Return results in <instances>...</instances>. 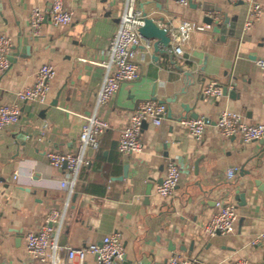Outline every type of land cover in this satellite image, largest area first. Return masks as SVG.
<instances>
[{
	"label": "crops",
	"instance_id": "crops-1",
	"mask_svg": "<svg viewBox=\"0 0 264 264\" xmlns=\"http://www.w3.org/2000/svg\"><path fill=\"white\" fill-rule=\"evenodd\" d=\"M50 1L0 0V35L14 40L10 66L0 73V105L16 101V91L34 83L42 64L56 67L48 103L19 102V122L0 129V264H39L24 236L38 230L52 208L66 205L61 242L81 247L119 232L127 256L121 264H169L173 252L190 258V264H231L238 258L264 264V244H251L264 231V137L226 138L216 125L223 109L264 123V70L256 64L264 56V11L246 27L253 4L264 6V0H191L188 5L137 0L138 9L164 18L171 28L187 19L206 24V15H227L235 19V34H221L211 25L193 32L183 54L171 50L172 56L155 51L154 41L148 46L142 38L134 47L139 78L123 81L106 104H98L97 94L125 0H65L73 21L55 25L46 19L43 32L33 34L31 9ZM204 7L220 10L211 13ZM213 80L223 85V92L228 86V93L218 99L205 96L203 87ZM146 99L165 103L173 116L162 124L146 122L143 149L121 154V130L137 102ZM181 101L209 119L202 140L179 122L181 116L192 117ZM94 112L109 128L101 145L90 151L91 163L82 167L70 193L62 186L66 171L54 167L48 153L76 152L84 115ZM169 160L177 161L182 173L175 193L164 197L154 191ZM234 167L238 170L231 177L228 170ZM14 171L15 182L10 180ZM240 193L245 194L242 205L236 198ZM219 200L235 204L236 227L229 234L208 236L205 223ZM86 264H97L96 256L89 254Z\"/></svg>",
	"mask_w": 264,
	"mask_h": 264
},
{
	"label": "built area",
	"instance_id": "built-area-1",
	"mask_svg": "<svg viewBox=\"0 0 264 264\" xmlns=\"http://www.w3.org/2000/svg\"><path fill=\"white\" fill-rule=\"evenodd\" d=\"M181 5H188L191 0H177ZM237 1V0H233ZM264 11V6L256 2L253 4L246 27L251 26ZM48 19L55 25H68L74 19L73 11L66 6L65 0H51L46 7H34L30 11L29 22L33 34L39 35L44 21ZM144 23L142 11L137 7V0H125L119 26L109 43L110 60L104 62L106 68L103 84L98 91V104H106L118 91L120 84L126 80H135L140 76V68L136 61L135 49L142 40L138 28ZM211 27L208 23H197L193 20H184L176 27L171 28L172 51L178 55L184 52V43L192 33ZM13 37L10 34L0 35V73L10 66V52L13 47ZM150 42H148V46ZM256 64L264 70V56L256 59ZM56 75V67L51 62H45L37 71L36 79L30 86L16 91V101L0 105V129L19 122L21 107L19 102L34 101L45 105L49 101L50 81ZM203 94L209 98L218 99L223 95V85L218 81H211L203 87ZM168 115L165 103L154 99L140 100L133 110L130 121L121 130L118 142V151L121 154L140 152L143 149L141 139L144 123L153 122L162 124ZM85 122L80 134V143L76 152L53 150L48 153L50 163L66 171L62 186L73 192L80 171L83 166L91 163L90 151L99 147L100 137L109 128L107 120L97 112L84 115ZM179 122L189 128V132L197 140H202L209 119L206 116L182 117ZM216 125L222 136L230 138L241 136L246 141L258 140L264 137V123H252L245 119L243 114L231 109L220 112ZM166 165L162 183L154 193L164 197L172 196L178 186L182 168L175 160H169ZM238 168H230L229 176H234ZM18 172L11 173L10 180L15 182ZM217 209L205 223L204 231L208 236L229 234L235 230L238 213L235 204L219 200ZM67 205L62 210L52 208L45 222L38 230L28 231L25 236L26 247L32 258L39 264H86L89 254L96 256L97 264H121L126 256L125 246L119 232L105 235L100 241L91 242L81 247H73L61 242L64 228ZM251 244H264V231L251 239ZM191 259L180 252H173L169 257V264H190ZM231 264H249L245 258L233 260Z\"/></svg>",
	"mask_w": 264,
	"mask_h": 264
},
{
	"label": "water",
	"instance_id": "water-1",
	"mask_svg": "<svg viewBox=\"0 0 264 264\" xmlns=\"http://www.w3.org/2000/svg\"><path fill=\"white\" fill-rule=\"evenodd\" d=\"M204 10L215 12L219 11V8H207L204 7ZM143 20L144 23L139 26L138 30L142 34V37L146 39L148 42L154 41L153 46L155 51H159L162 53H167L172 56L173 53H171V45H172V34L170 32V25L168 23H164V18L162 17H151L148 16V13L146 10L142 11ZM234 20V21H232ZM228 17L225 15L224 17H216L213 14L206 15L204 18V21L208 24L213 25V29L216 32H219L221 34H235V19ZM228 24L230 25L228 28ZM225 37V36H224ZM228 86L224 87V92L228 93ZM232 93V92H231ZM53 104H56V102H53ZM180 106L185 111H191L192 117H198L200 114L194 110V106H191L188 102L181 101ZM168 115L173 116L172 108H168ZM181 116L180 118H182ZM179 118V119H180ZM146 123H144L145 125ZM196 167H198V162H196ZM125 175H127V167H125ZM260 190L264 192V187H260ZM151 194V188L149 187L146 191V196H150ZM237 199L242 200L240 204H245V194L240 193L236 196ZM148 199V198H147Z\"/></svg>",
	"mask_w": 264,
	"mask_h": 264
}]
</instances>
